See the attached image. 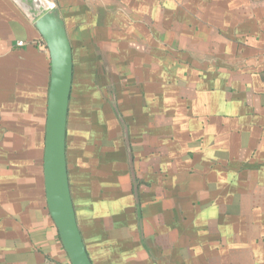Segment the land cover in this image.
<instances>
[{"label":"crops","instance_id":"crops-1","mask_svg":"<svg viewBox=\"0 0 264 264\" xmlns=\"http://www.w3.org/2000/svg\"><path fill=\"white\" fill-rule=\"evenodd\" d=\"M41 1L71 47L65 156L91 263L264 264V0ZM49 81L26 8L0 0V264H68L44 188Z\"/></svg>","mask_w":264,"mask_h":264},{"label":"water","instance_id":"water-1","mask_svg":"<svg viewBox=\"0 0 264 264\" xmlns=\"http://www.w3.org/2000/svg\"><path fill=\"white\" fill-rule=\"evenodd\" d=\"M28 6V14L47 50L50 62V81L47 94L43 175L47 208L63 251L70 264H92L81 235L70 196L66 165V123L72 84L71 47L63 22L53 5H35V0H21ZM123 128L133 190L137 197V183L124 123Z\"/></svg>","mask_w":264,"mask_h":264},{"label":"rangeland","instance_id":"rangeland-1","mask_svg":"<svg viewBox=\"0 0 264 264\" xmlns=\"http://www.w3.org/2000/svg\"><path fill=\"white\" fill-rule=\"evenodd\" d=\"M15 1H17V2H19V3H21V4H23L22 3V1L21 0H15ZM40 3H43V1H41V0H35V5H39ZM24 5V7L26 8V10H28V6L26 5V4H23ZM28 13V12H27ZM98 109H100V108H98ZM112 109H113V107H112ZM90 125H92V124H90ZM78 126V125H77ZM80 126H82L81 124H80ZM83 128V127H82ZM90 131H91V135L93 136V135H96V144H98L101 140H102V138H101V135L103 134V128H101L100 127V124H97V126H95V128H93L92 126H91V128H90ZM109 141V140H108ZM108 143V142H107ZM113 173H111V175H112Z\"/></svg>","mask_w":264,"mask_h":264},{"label":"built area","instance_id":"built-area-1","mask_svg":"<svg viewBox=\"0 0 264 264\" xmlns=\"http://www.w3.org/2000/svg\"><path fill=\"white\" fill-rule=\"evenodd\" d=\"M18 45H21V42H20V43H18ZM67 261H68V259H67ZM68 264H70V263H69V261H68Z\"/></svg>","mask_w":264,"mask_h":264}]
</instances>
